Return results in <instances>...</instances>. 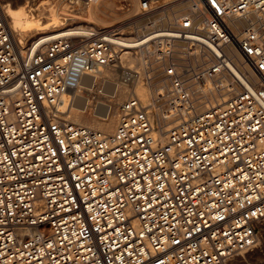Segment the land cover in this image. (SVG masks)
Listing matches in <instances>:
<instances>
[{"label":"built area","instance_id":"2783aa9c","mask_svg":"<svg viewBox=\"0 0 264 264\" xmlns=\"http://www.w3.org/2000/svg\"><path fill=\"white\" fill-rule=\"evenodd\" d=\"M138 1L137 16L164 7ZM192 2L198 22L185 16L180 27L20 42L0 0V264H233L257 243L264 38L256 22L235 33L229 19L264 0ZM127 42L158 65L153 102L122 101L111 133L72 121L60 105L85 78L109 67L139 75L121 63ZM214 89L228 95L210 104Z\"/></svg>","mask_w":264,"mask_h":264},{"label":"bare ground","instance_id":"6f19581e","mask_svg":"<svg viewBox=\"0 0 264 264\" xmlns=\"http://www.w3.org/2000/svg\"><path fill=\"white\" fill-rule=\"evenodd\" d=\"M137 1L138 0H134L135 6L137 7V11H138L139 6L137 3L139 1L138 2ZM166 1L172 2V4L170 6H167L166 8V5L162 3L164 7L161 10H158L157 12H155L153 15L147 17L146 19H150V21L157 22L163 25L166 24V26H173V27H180L181 25H183L185 22V19H184L185 16H190V18L194 19L195 23L198 22V19H199L198 14L194 13L192 9V5L194 4L192 2L193 0L192 1L191 0H187V1L166 0ZM74 2H77V0H74ZM13 3H10L8 0L1 1V4L4 8V12L8 18L10 27L15 32L16 39L20 42L25 41L26 40L25 38L27 37H32L38 34H43L44 36H51L53 38H56L63 34L68 33L70 35H73L74 37L89 39V38H92L93 35L97 33V31L103 28V27H97V24L99 23L108 24V22L100 18L96 13L95 8L100 6L101 0L86 1L87 8L85 9H86V13L88 14V18H85L82 20L80 19L77 21L76 19L78 18H75V16L74 17H67V16L64 17L63 16L64 18L60 19L59 14H57L55 12L56 10H54L53 8L44 10L42 12V15H43V18H45V20H41V18H38L34 12L29 10V7L27 4H20V5L16 4L15 5ZM70 11L71 12L75 11V9H72ZM162 12L165 13L164 16L154 17V15H159ZM178 12L179 14L176 15ZM69 14H72V13L68 12V10H66L64 13V15H69ZM42 15H39V16H42ZM263 15H264V9L252 12L248 18L233 17L229 19V25L235 33H238L234 25H237V26L244 25L246 22H249V19L251 21H254V20L260 21L262 20ZM71 20H75V22H70ZM85 22L88 24L85 25ZM65 23H69L68 25H72V26L74 25V23H79V24L78 26H75V27L64 28L65 30L63 31H58V32L56 31L55 33H50V30H49V34L45 33L47 32L48 29H55V28L61 27V25ZM91 24H94L95 26H92ZM68 25L66 24V26ZM106 26L111 27L109 25H106ZM128 36L132 37V35H128ZM139 45L140 44H136L133 42H127V47L129 48V50L125 51L124 54L121 56V63L125 66V65H128L123 60V56L126 53H134V55L137 52L139 53V58L140 60H142V62L141 64L140 62H138L134 65L137 67L140 66L139 68L141 69L139 70V75L133 78H130L129 80L127 79L123 80V78L121 77V74H119L121 70H119L118 68L117 69H113L110 67L105 68L102 72L98 74L96 78H93V77L85 78L83 82L81 83L80 87L72 91V93L66 94L64 96L60 107L63 111H66L68 113L69 118L72 121L78 124H81L83 126L98 129L106 133H111L116 129L118 125L117 121H119L118 108L122 100L118 102L117 100H120L128 96L129 94L128 98L132 96H137L140 98V100H142L144 104H150L153 102L154 96L157 90L160 88V80L155 81L156 74L155 73L153 74V72L157 71L158 65L156 63L155 65L156 67H154L153 65L150 66L148 64L147 58L151 59V56L149 55H152V54L150 52L148 53L147 49L136 48V46H139ZM177 48L181 49L182 45L179 43L177 45ZM225 49L229 53L234 52V49L230 45H228V47ZM196 62L198 64L207 65L208 55L204 57H200L199 59H197ZM130 66H133V65H130ZM115 76L117 77L114 80ZM98 83L101 85L102 84L104 85L103 87L104 90L102 93L99 92V94L92 97L91 92L93 90L96 91L95 84H98ZM212 83H214L212 79H209V85H211V88L213 87ZM145 84H148V86L152 88L151 100L148 98L149 95L151 94L143 90L144 88L143 86H146ZM226 95H228L227 92L217 91L214 89V92H212L209 95V99L207 101H209V103L212 104L221 99H224ZM205 104L206 103L199 102L198 107L204 108ZM89 110H90V115H87L86 113Z\"/></svg>","mask_w":264,"mask_h":264},{"label":"rangeland","instance_id":"374dc122","mask_svg":"<svg viewBox=\"0 0 264 264\" xmlns=\"http://www.w3.org/2000/svg\"><path fill=\"white\" fill-rule=\"evenodd\" d=\"M3 1V0H1ZM10 3L13 4H27L29 7V10L34 12L35 15H37L38 18H41V20H45L43 18L42 12L44 10H48L50 8H53L56 10L55 12L59 14V18L63 19L64 17H74L78 18L77 20H82L85 18H88V14L86 13L87 8V3L85 0H77V2H74V0H8ZM27 1V2H26ZM110 1V2H109ZM131 3V9L129 10H124L122 7V3L120 1H113V0H101V4L99 7H96V13L97 15L108 22V24H103L99 23L97 24V27H107L106 25H109L111 27H117L123 29V31L126 33V37H129L128 35H132V37H136L137 34L142 33L144 27H147L148 22H151L150 19H146L149 16L142 17V16H137V7L135 6L134 0H129ZM138 2V1H137ZM160 3H164L167 6H170L172 2H167L166 0H161ZM138 4V3H137ZM109 5V6H108ZM45 8V9H44ZM72 9H75V11H70ZM68 10V12L72 13L69 15H64L65 11ZM78 11V12H77ZM179 12L176 14L178 15ZM42 15V16H39ZM103 15V16H102ZM165 13L162 12L159 15H154V17H162L164 16ZM62 16V17H61ZM64 16V17H63ZM80 17V18H79ZM107 17V18H105ZM140 17V18H138ZM108 19V20H107ZM254 20L253 22H255ZM70 22H75V20H71ZM238 22V21H237ZM257 25L260 26V30L262 32V35L264 37V15L262 16V20L256 21ZM69 23H65L61 25V27L55 28V29H48L46 34L50 33H55L56 31H63L65 30L64 28H70V27H75L78 26L79 23H74V25H68ZM88 23L85 22V25ZM248 24L246 22L244 25H234L236 28V31L240 33V31ZM92 26H95L94 24H91ZM163 25V24H161ZM166 26V24H164ZM63 27V28H62ZM238 29V30H237ZM263 30V31H262ZM30 37H27L25 39H28ZM138 53V52H137ZM134 53H126L123 56V60L126 62L128 65H135L136 63L142 62L139 58V53L138 54ZM148 64L151 66L153 65L156 67V62L154 61L155 59L151 56L150 58H147ZM151 62V63H149ZM156 69V68H155ZM142 72V70H141ZM144 73V72H143ZM156 74L155 76V81L161 80L159 78V75L157 71L154 72ZM153 73V74H154ZM117 76L114 77V80ZM120 78V77H118ZM117 80V79H116ZM118 81V80H117ZM146 86H143V90H145L147 93L151 94L152 93V88L148 86V84H145ZM134 87V86H133ZM134 89V88H133ZM129 96V94H128ZM128 96L117 100L118 101H124L128 98ZM151 95H149V99L151 100ZM199 104V103H198ZM87 115H90V110L86 113ZM118 122V121H117ZM233 264H264V222H262L259 230V238L257 243L248 251H244L239 257H237Z\"/></svg>","mask_w":264,"mask_h":264}]
</instances>
